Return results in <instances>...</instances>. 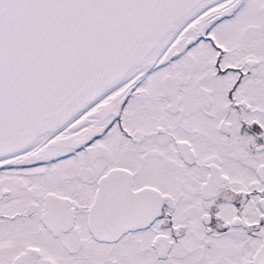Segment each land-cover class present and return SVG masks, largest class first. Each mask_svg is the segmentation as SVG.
<instances>
[{"label": "snow or ice", "instance_id": "obj_1", "mask_svg": "<svg viewBox=\"0 0 264 264\" xmlns=\"http://www.w3.org/2000/svg\"><path fill=\"white\" fill-rule=\"evenodd\" d=\"M0 264H264V0H0Z\"/></svg>", "mask_w": 264, "mask_h": 264}]
</instances>
